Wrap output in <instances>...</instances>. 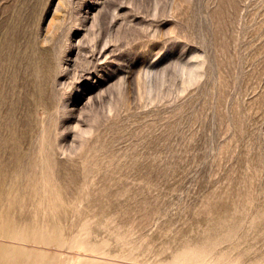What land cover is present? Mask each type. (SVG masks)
Listing matches in <instances>:
<instances>
[{
    "label": "rangeland",
    "instance_id": "1",
    "mask_svg": "<svg viewBox=\"0 0 264 264\" xmlns=\"http://www.w3.org/2000/svg\"><path fill=\"white\" fill-rule=\"evenodd\" d=\"M4 43L79 188L0 201V264H264V0H0Z\"/></svg>",
    "mask_w": 264,
    "mask_h": 264
},
{
    "label": "bare ground",
    "instance_id": "2",
    "mask_svg": "<svg viewBox=\"0 0 264 264\" xmlns=\"http://www.w3.org/2000/svg\"><path fill=\"white\" fill-rule=\"evenodd\" d=\"M3 47L0 50V201H2L0 203H5V199H8V197L10 201V195L15 193L27 194L40 202L43 199L52 198L53 196L57 197L58 195L71 199V194L76 195L79 188L76 171H63L61 168L55 167L53 156L57 152L56 143L52 138V127L45 126L42 129L34 127L32 122H27L24 117L19 115L18 112L20 110L15 105L16 103L10 101L12 92L10 77L12 76L9 75V64L11 65V63L8 61L5 43ZM58 159L56 158V162ZM60 163L58 160L59 165ZM56 182L60 183L58 185L59 188L55 186ZM16 197L14 196L13 198ZM90 200L93 201L92 197ZM101 210L105 209L101 207ZM4 227L6 235L16 237L14 236L16 233L14 229L17 228L16 223L5 224ZM9 250H12V248L0 245V251H5L1 254L3 258L8 256L6 252ZM8 258L17 261L21 260L19 253ZM10 263L14 262L10 261Z\"/></svg>",
    "mask_w": 264,
    "mask_h": 264
}]
</instances>
